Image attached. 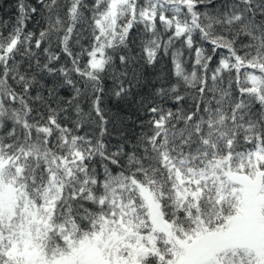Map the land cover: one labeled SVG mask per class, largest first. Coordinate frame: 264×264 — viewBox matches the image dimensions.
Returning <instances> with one entry per match:
<instances>
[{"label": "snow or ice", "instance_id": "obj_1", "mask_svg": "<svg viewBox=\"0 0 264 264\" xmlns=\"http://www.w3.org/2000/svg\"><path fill=\"white\" fill-rule=\"evenodd\" d=\"M0 264H264V0H0Z\"/></svg>", "mask_w": 264, "mask_h": 264}]
</instances>
